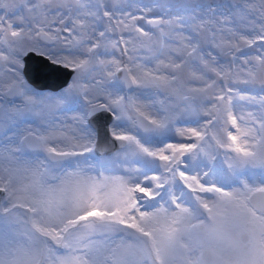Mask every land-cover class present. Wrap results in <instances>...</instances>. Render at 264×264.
<instances>
[{"label": "snow or ice", "instance_id": "1", "mask_svg": "<svg viewBox=\"0 0 264 264\" xmlns=\"http://www.w3.org/2000/svg\"><path fill=\"white\" fill-rule=\"evenodd\" d=\"M132 8L0 0V264H264V0Z\"/></svg>", "mask_w": 264, "mask_h": 264}, {"label": "rangeland", "instance_id": "2", "mask_svg": "<svg viewBox=\"0 0 264 264\" xmlns=\"http://www.w3.org/2000/svg\"><path fill=\"white\" fill-rule=\"evenodd\" d=\"M8 2L11 3L12 0H8ZM130 2L133 3V8L129 9V10L136 11L135 5H137V4H139V5H144V4L151 5V4L156 3V2H159L160 4H167L168 2H170V0H130ZM158 12H159V9H154V12L149 13V15H153V14H156ZM137 14H139L138 11H137ZM138 23L143 25V21H139ZM145 28H146V30H148L147 27H145ZM124 35L127 36L128 33H124ZM110 51H112L111 48H110ZM216 51H218V50H214V54ZM115 55L120 59H126L124 57H120V53L118 51L115 52ZM209 76H211L212 78H215L214 76H212V74H209ZM200 83L201 82H199V81H193L194 86H199ZM233 86L237 87V88H244L245 87V85H242V84H236ZM168 95H170V93H162L159 96H154L153 99L156 101H159V100L165 99ZM170 102L180 105V107L183 109L182 114L179 117L178 126H185V122H187L188 124H191L192 121L196 120L198 117H200L202 115V108H201L199 101H184V100H182L176 96H173L172 100ZM157 106H159V105L157 104ZM241 109L251 110L250 108H248L246 102H237V110H241ZM169 140L171 142H186L183 140V138H181L177 135L170 136ZM116 152L117 151H115L110 156H104L102 158L113 157ZM219 159H221V160L223 159L222 155L219 157Z\"/></svg>", "mask_w": 264, "mask_h": 264}, {"label": "water", "instance_id": "3", "mask_svg": "<svg viewBox=\"0 0 264 264\" xmlns=\"http://www.w3.org/2000/svg\"><path fill=\"white\" fill-rule=\"evenodd\" d=\"M143 24L149 28V26L146 25L144 22ZM35 81L36 82L34 86L37 88H43L46 84L51 83V81L47 80L43 76L35 77ZM118 147H119L118 142L113 141L112 138L109 135H107L106 132L102 131L97 142L95 153L97 155L109 156L112 155L115 151H117Z\"/></svg>", "mask_w": 264, "mask_h": 264}]
</instances>
